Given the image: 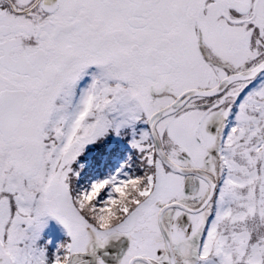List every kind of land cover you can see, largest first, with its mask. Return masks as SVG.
<instances>
[{
  "label": "snow or ice",
  "instance_id": "obj_1",
  "mask_svg": "<svg viewBox=\"0 0 264 264\" xmlns=\"http://www.w3.org/2000/svg\"><path fill=\"white\" fill-rule=\"evenodd\" d=\"M119 236V264H264V0H0V264Z\"/></svg>",
  "mask_w": 264,
  "mask_h": 264
},
{
  "label": "flooded vegetation",
  "instance_id": "obj_2",
  "mask_svg": "<svg viewBox=\"0 0 264 264\" xmlns=\"http://www.w3.org/2000/svg\"><path fill=\"white\" fill-rule=\"evenodd\" d=\"M212 130H215V127H212ZM110 135L104 138L101 142L97 144H92L86 146L85 153L83 158L79 160L78 166L82 163L84 168L87 169L84 176H81V180L87 179L90 176H95L97 174L104 175L103 173L110 164L117 165V161H110L109 156V147H110ZM127 152H130V148L126 149ZM126 153L122 156L125 157ZM90 155V156H89ZM128 155V153H127ZM93 157V158H91ZM101 157L104 160H101ZM96 170V171H95ZM42 238L39 241L40 244L47 243L48 251L51 252L57 244L65 241L67 237V230L59 224L57 221L49 219L46 227L43 229ZM130 246V241L126 236H119L118 238H112L109 240L107 245L102 248V253L97 252L95 241H93V248L95 249V256L91 254L86 255L84 259L88 260L90 264H96V257H99V254H102V258L105 264H119V261L122 259L123 255L126 253L128 247ZM100 258V257H99Z\"/></svg>",
  "mask_w": 264,
  "mask_h": 264
},
{
  "label": "rangeland",
  "instance_id": "obj_3",
  "mask_svg": "<svg viewBox=\"0 0 264 264\" xmlns=\"http://www.w3.org/2000/svg\"><path fill=\"white\" fill-rule=\"evenodd\" d=\"M110 147H109V156H110V161H117L118 164L114 165V164H110L108 168L105 169V171L103 173H107L109 171L114 170L116 167H118L120 165L121 162H123L126 158H127V153L129 154L130 152H125L127 151V148H130L129 144L126 142L125 139L122 138H117L114 137L113 135L110 134ZM86 151H84V153L78 158V162L81 158L85 157L83 156ZM126 153V156L122 158V156ZM90 156V155H89ZM93 158V157H91ZM101 160H104L103 157H101ZM77 161L74 163L73 167L74 168H79ZM87 169H83V171L81 172V176H84V174L88 171H86ZM96 171V170H95ZM103 175V174H102ZM81 178V177H80ZM86 179V178H85ZM97 252L102 253V248L96 247ZM102 254H99V257L102 258Z\"/></svg>",
  "mask_w": 264,
  "mask_h": 264
},
{
  "label": "clouds",
  "instance_id": "obj_4",
  "mask_svg": "<svg viewBox=\"0 0 264 264\" xmlns=\"http://www.w3.org/2000/svg\"><path fill=\"white\" fill-rule=\"evenodd\" d=\"M114 210H115V209H113V211H114ZM105 215L110 217V216H111V213H105Z\"/></svg>",
  "mask_w": 264,
  "mask_h": 264
}]
</instances>
